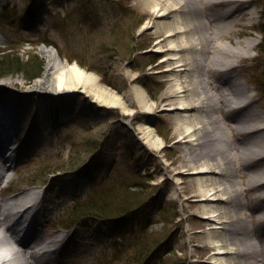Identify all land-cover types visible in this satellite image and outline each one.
Returning a JSON list of instances; mask_svg holds the SVG:
<instances>
[{
	"label": "rangeland",
	"instance_id": "1",
	"mask_svg": "<svg viewBox=\"0 0 264 264\" xmlns=\"http://www.w3.org/2000/svg\"><path fill=\"white\" fill-rule=\"evenodd\" d=\"M8 1L0 0V6ZM87 1L94 11L88 23L81 20L82 9L85 7L82 0H57L55 5H52V2L47 4V8L55 13L54 16L47 15L48 10L42 13L40 10V15L38 14L34 21L39 23L41 18L45 19L46 16L48 22L46 26L36 28L42 32L47 31L45 34L53 41V44L31 45L27 43L20 47V54H23L24 58L29 52L38 54L43 63L41 76L45 69V58L41 53V47L50 46L55 49L60 59L68 63L76 62L82 69L96 74L100 83L117 94L125 93L130 87H142L149 99L154 102L155 113L148 114L140 111L136 104L130 106L131 110L121 112L120 108L115 105H105L107 106L105 107L92 102L91 96L84 91L74 92L68 98H65L63 94L54 97L45 93L49 92L47 90L32 87L34 81L40 76L29 84L17 74L0 79V102L3 103L5 111L7 110L6 104L9 105L8 117L12 120L11 127L15 129L3 128V134L9 135L7 142L11 143L8 145L10 151H5L1 155L3 158L7 155L6 158L10 156L15 160L6 161L8 166L6 177L0 178V203L6 212L0 228L4 229L9 225L11 215L14 213L15 209L10 208V198L29 195L33 191L31 197H35L34 208L40 216L34 225L36 234H41V240L52 241L48 245L51 252L40 259L35 251L36 253H33L34 258V255H37L35 259L38 261L48 259L50 264H119L114 259V253L111 255L112 250L107 242L108 233L101 228L107 220L104 221L99 217L96 219L89 215L84 220L85 224L82 222L81 226H74L71 229L73 226L67 228L60 226L59 219L66 220L65 211L76 201L90 198L89 195L103 188L112 163L115 169L111 176L112 179H118V182L120 179L129 182L136 181L132 170L147 166L150 168L152 178L148 181L142 180V183L148 184L149 187L144 188L143 191L138 190L140 193L144 192L142 196L145 202L140 205L145 203L147 205L144 216L147 217L150 214L155 219L156 217H160V220H163V217L166 219L165 222L160 221L151 226L154 233L158 232V237L164 239L160 253L167 255L170 264H193V262L203 264L207 260V254L202 249L204 237H207L206 224L198 216L192 215L198 211L199 206V201H195L197 196H193L191 192L193 189L191 181L194 179L187 172H184L180 178L174 177L171 172L172 168L186 163L183 153L186 147L190 152L194 151L191 152L193 158H199L195 152L196 148L202 145L209 149L212 148V144H205L207 138L204 139L203 144L191 147L177 142L178 135L175 133L173 114L167 111L164 105L167 102L165 92L168 88L169 73L166 70V64L161 61L162 54L154 43L160 37V31L154 33L152 30H140L141 25L152 17L143 1ZM41 4L40 2L39 5ZM16 5L22 7V14L29 7L24 0H10L6 18L0 15V27L4 26L3 21L14 18L13 6ZM247 10L255 11L253 18L245 15L240 16V20L245 24L253 23V25L243 30L236 28L237 31H242L241 35H231L229 39H253L255 46L243 52L240 58H235L231 62L235 65L230 70L237 75L239 81L245 84V94L242 100L251 101L245 107L236 108L232 99L226 97V104L219 114L228 111L230 118H241L240 131L237 134L242 135L244 139L249 137L250 140L259 142L261 139L264 140V128L255 131L251 129L264 126V44L263 36L259 32L264 24V0H252L245 8V11ZM140 19L141 22L137 24L136 21ZM15 33L14 28H0V48L9 44L10 38L15 37ZM229 39L223 37L221 41L232 46ZM78 46H82L80 52L77 50ZM85 47L90 50L89 55L83 58ZM139 48L142 49L141 53L137 51L133 59L134 54L131 55L130 52L132 49ZM78 60L82 61L83 65ZM151 60L152 63L145 70H137ZM191 64L195 68L191 70L194 73L192 75L202 76L201 84L206 91L209 89L207 76L211 80H215V77L219 80V86L213 88L218 98L223 93L221 89L224 85L221 81L227 84L233 80L228 76V70L218 69L225 66L219 65L216 61L201 60ZM89 65H92L93 69H89ZM208 67L217 70L209 72ZM195 83H198V79H195ZM199 92H202L201 89ZM97 105L101 107L98 108ZM53 111L61 118L54 126L52 125L54 115H50L49 119L46 116V113L52 114ZM259 113L263 117H259ZM231 119L227 121L229 124L233 123ZM0 120L4 124L6 117L2 116ZM248 122L253 125L246 127ZM141 125L154 129L162 142L160 148H153L144 143L146 136L140 128ZM226 130L230 135V130ZM100 140L103 145L102 151L85 154V149L97 145ZM244 143L237 145L238 148H242ZM234 147H236L235 143ZM255 147L258 153L256 156L249 157L243 151L240 155L242 163L235 178L243 184L249 183L246 180L251 178L250 175L253 173L256 180H251V183L259 184L264 181V144H261L260 148ZM76 148L80 151V156L87 155L88 160L96 155L98 158L93 161L95 164H90L88 170H83V165H77L67 171L61 170L45 176L51 163V165H56L54 161L62 162L68 159L69 154L73 153ZM231 148L222 151L228 152ZM77 150L74 155H77ZM129 157H131L130 161ZM179 183L180 193L173 195L172 188ZM242 186L244 192L241 189L239 203L244 202L248 205L249 201L254 204L263 203L264 200L261 198L264 187L255 191L246 189V185ZM254 188L257 189V187ZM237 199L236 196V201ZM157 200L160 201V206H163L159 214L154 211V202ZM32 210L30 209L27 215L33 212ZM243 212L248 214L246 209ZM119 214L120 212H116L106 217L113 219V217L127 216V214H120L121 216ZM255 218H261L259 211L252 217L248 216L249 226L253 225ZM259 222L261 224L256 227V230L264 237V221ZM239 224L238 231L244 230L247 225L246 220ZM16 225L18 226L17 223ZM18 228L19 230H14V235L19 237V234L26 232L23 238L27 240L30 232H27L26 228L23 231L20 230V226ZM116 229L119 231L122 228L117 227ZM138 229L137 226L135 231ZM63 233L66 234L64 237ZM8 236L9 233L5 231L2 237ZM245 237H249L246 240L254 244L256 235L249 234ZM238 255V258L245 259L247 253L244 251Z\"/></svg>",
	"mask_w": 264,
	"mask_h": 264
},
{
	"label": "bare ground",
	"instance_id": "2",
	"mask_svg": "<svg viewBox=\"0 0 264 264\" xmlns=\"http://www.w3.org/2000/svg\"><path fill=\"white\" fill-rule=\"evenodd\" d=\"M142 1L145 8L151 12L152 17L141 25L140 30H152L154 33L160 31V37L154 43L162 54L161 61L166 64V70L169 73L168 88L165 92L167 102L164 105L165 109L173 114L175 133L178 135L177 142L190 147L198 146L205 141V144H212V148L209 149L202 145L196 148L195 152L199 158H193L191 152L194 151L190 152L186 147L183 152L186 163L172 168L171 172L177 178L187 172L194 179L191 181L193 184L191 192L193 196H197L195 201H199V206L198 211L192 215L198 216L206 224L205 234L207 237H204L202 249L207 254V260L203 264H245L246 261V264H264V237L256 230V227L261 224L259 221H264V201L261 204L249 201V205L244 202L239 203L241 189L244 192L242 185H246V189L257 191L260 187H264V181L259 184L251 183V180H256L254 173L250 175L251 178L246 180L249 182L248 184H243L235 178L242 163L240 161L242 151L249 157L256 156L258 153L255 146L260 148L261 144H264V140L256 142L250 140L249 137L244 139L242 135H238L241 118L231 117V119L228 111L219 114L226 104V97L232 99L236 108L245 107L251 101L242 100L245 94V84L239 81L237 75L231 71L235 65L231 62L235 58H240L243 52L254 48L255 42L248 38L235 40L229 38L231 35H241L242 31H237L236 28L243 30L245 27L253 25V23L245 24L240 20V16L245 15L253 18L255 11H245L252 0ZM223 37L228 38V41L233 45L224 44L221 41ZM41 53L45 58V69L42 75L34 81L33 88L47 90L55 97L60 94L69 95L76 91H84L91 96L93 101H97V104L115 105L120 108L121 112L131 110L130 106L136 104L140 111L148 114L155 113L154 102L149 99L142 87H130L125 93L117 94L100 83L96 74L87 72L76 62L68 63L60 59L52 48L42 46ZM201 60L204 62L216 61L219 65L225 66L218 69L228 70L229 75H227L233 79L227 84L221 81L224 87L221 89L223 93L219 98L213 91V88L219 86V80L216 77L215 80H211L207 76L206 81L209 89L206 91L201 84L202 76L192 75L194 73L191 70L195 68L191 63ZM212 70L214 72L217 69L208 67L209 72ZM189 73L191 75H188ZM195 79H198L197 84L199 85L195 83ZM200 89L202 92H199ZM259 117H263L261 113H259ZM230 119L233 121L231 124L227 122ZM251 125L253 123H246V127ZM5 127L15 130L11 125L4 126L0 120V163H3L5 159L1 154L10 151L8 145L11 142H4L9 138V135H3ZM140 128L146 136L145 142L143 141L145 144L157 149L161 147V139L152 127L141 125ZM261 128L264 126H258L251 130L255 131ZM226 129L230 130V135ZM204 139L206 140L204 141ZM241 141L245 143L239 149L237 145H241ZM234 143L236 147H234ZM2 148L4 149L1 150ZM226 148H231L232 153L231 150L222 151ZM0 178H4V174L0 173ZM180 190L179 183L174 185L171 192L173 195H178ZM32 192L29 195L10 198V208L15 209L14 214L17 215L15 222L21 227V230L31 226L30 229H27L30 232V237H27L26 241H20L14 235V230L10 229L8 237L0 238V262L4 258L6 263L10 264L7 257L11 258L12 254L14 262L24 259L28 260V264H50L48 259L38 261L35 258L39 255L41 259L51 252L48 245L52 241L41 240V234H36L35 215V220L28 221L23 218V215L30 209H33V212L37 211L34 208L35 198L31 197ZM261 199L264 200V192ZM244 209L248 211V214L243 212ZM258 211L261 218H255L253 225L249 226L248 216L252 217ZM19 214L21 215L18 216ZM0 216V225H2L3 219L6 217L2 203H0ZM243 220H246L247 225L244 230L238 231L239 223ZM9 226L10 224L7 228ZM249 234L256 235L254 244H250L246 240L249 237L245 236ZM13 243L18 245L19 249H14ZM244 251L247 253L246 258H238V254ZM34 252L37 254L34 255L35 258L33 257ZM193 264L195 263L193 262Z\"/></svg>",
	"mask_w": 264,
	"mask_h": 264
},
{
	"label": "trees",
	"instance_id": "3",
	"mask_svg": "<svg viewBox=\"0 0 264 264\" xmlns=\"http://www.w3.org/2000/svg\"><path fill=\"white\" fill-rule=\"evenodd\" d=\"M24 1L29 6L26 12L22 14V7L18 5L13 6L14 18H9L8 20H5V22L3 21L4 26L0 27L1 29H6V27L14 28L16 31L14 34L15 37H8L10 38L8 42L9 44L0 48V79L17 74L21 76L27 84H29L40 76L43 63L38 54L33 52L27 53V56L24 58L23 54H20L19 52L20 47L27 43L31 45L37 43L53 44V41L45 34L47 31L42 32L36 28L37 26H46V23H48L46 16L45 19L41 18L39 23L34 20H36L35 18L38 17V14L40 15V10L41 13L44 10H48L46 11V14L54 16L55 13H53L51 9L47 8V4L52 2V5H55L57 0ZM9 2L10 0L3 6H0L1 17L4 15L6 18ZM40 2L42 3L41 5H39ZM82 3L85 7L82 9L83 16L81 20L84 23H88L90 17L93 16L94 11L87 0H82ZM140 22L141 19L136 21L137 24ZM259 32L263 36L264 44V24H262V29ZM81 48L82 46L77 47L78 52L81 51ZM89 50L90 49L87 47L84 48V53L82 54L83 58L89 55ZM137 51L140 52L142 49H132L130 52L131 55L134 54L132 57L133 59L134 56H136L135 53ZM78 61L83 65L82 61ZM150 63H152V60L141 65V67L137 68V70H145ZM88 67L89 69H93L92 65H89ZM106 82L108 83L110 81ZM260 83L262 82L260 81ZM50 115H54L52 122V125L54 126L56 125L58 119L61 118L54 111L52 114L46 113L48 119L50 118ZM101 141L102 140H100L97 145L90 147L91 149H85V154L88 155L94 152L97 153L98 151H102L103 145ZM76 150L77 148L75 151ZM74 152L70 153L69 158L62 160V162L54 161L56 165H51V163L48 166L45 176H50L52 173H56L61 170L67 171L77 165H83V170H88L90 164H95L93 161H96V158H98L94 155L91 156L90 160H88L87 155L84 157L80 156L79 150H77V155H74ZM130 158L131 157H129V161ZM144 168L145 167H139L138 169L135 168L132 170L136 181L129 182L127 180L125 181L124 179H120L118 182V179H112L111 176L112 171L115 169V165L112 163L106 175L107 180L103 183V188L97 190L93 195H89L90 198H82L71 205L64 213L67 216L66 220H62L61 218L59 219L60 226L63 228L73 225L81 226L82 222L85 224L84 220L89 215L96 219H98V217L102 218V220H107V222L106 224H102L101 228H104L108 233L107 242L109 243L110 250H112L111 255L114 253V259L119 264H170V261L167 259V255H165V253H160L161 243L164 239L158 237V232H155V234L151 227L153 224L159 223L160 221L165 222L166 219L164 217L162 218L163 220H160V217H156L155 219V217H152L150 214L147 217L146 215L144 216V212L147 210V205L146 203L144 205H140L145 202L144 196H142L144 192L140 193L138 190L142 189L141 191H143L144 188L149 187L148 184H143L142 180L148 181L152 178L149 167L146 166V170H144ZM154 204V211H157L159 214L160 209H162L163 206H160V201L158 200L155 201ZM116 212H120L121 215L127 214V216L124 218H118V216L113 217V219H107L106 216H112L111 214H115ZM175 217L176 215L173 219H175ZM109 220L113 222H110ZM137 226L139 229L135 231ZM117 227H121L122 229L117 231Z\"/></svg>",
	"mask_w": 264,
	"mask_h": 264
},
{
	"label": "water",
	"instance_id": "4",
	"mask_svg": "<svg viewBox=\"0 0 264 264\" xmlns=\"http://www.w3.org/2000/svg\"><path fill=\"white\" fill-rule=\"evenodd\" d=\"M50 47V46H49ZM50 48H52V47H50ZM53 50H55L54 48H52ZM56 52V51H55ZM70 95V94H69ZM92 102H94V103H96L95 101H92ZM98 106V105H97ZM103 106H105V105H103ZM98 107H101V106H98ZM105 107H107V106H105Z\"/></svg>",
	"mask_w": 264,
	"mask_h": 264
}]
</instances>
